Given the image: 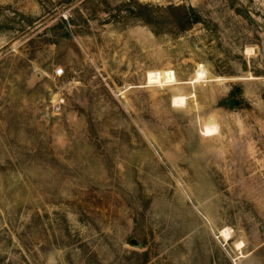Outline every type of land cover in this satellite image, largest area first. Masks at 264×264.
Returning a JSON list of instances; mask_svg holds the SVG:
<instances>
[{
    "label": "rangeland",
    "instance_id": "obj_1",
    "mask_svg": "<svg viewBox=\"0 0 264 264\" xmlns=\"http://www.w3.org/2000/svg\"><path fill=\"white\" fill-rule=\"evenodd\" d=\"M0 264H264V0H0Z\"/></svg>",
    "mask_w": 264,
    "mask_h": 264
},
{
    "label": "bare ground",
    "instance_id": "obj_2",
    "mask_svg": "<svg viewBox=\"0 0 264 264\" xmlns=\"http://www.w3.org/2000/svg\"><path fill=\"white\" fill-rule=\"evenodd\" d=\"M207 72L204 66L200 65L199 69L196 71V75L192 80L188 83L191 85H196L197 83L203 81L207 78ZM148 85H156V86H174L180 84V81L177 78L175 71L172 69H157L151 70L147 73ZM194 96V95H192ZM188 96L187 95H180L174 94L172 96V103L175 107H182L185 106L187 103ZM219 132V127L216 122V119H210L207 121L203 128V134L205 136H215ZM222 236L226 239H230L231 233L228 229H222ZM239 248L243 246V243H240Z\"/></svg>",
    "mask_w": 264,
    "mask_h": 264
},
{
    "label": "built area",
    "instance_id": "obj_3",
    "mask_svg": "<svg viewBox=\"0 0 264 264\" xmlns=\"http://www.w3.org/2000/svg\"><path fill=\"white\" fill-rule=\"evenodd\" d=\"M63 73V70L58 71V74L61 75Z\"/></svg>",
    "mask_w": 264,
    "mask_h": 264
},
{
    "label": "trees",
    "instance_id": "obj_4",
    "mask_svg": "<svg viewBox=\"0 0 264 264\" xmlns=\"http://www.w3.org/2000/svg\"><path fill=\"white\" fill-rule=\"evenodd\" d=\"M196 21H197V20H194L193 23L196 22Z\"/></svg>",
    "mask_w": 264,
    "mask_h": 264
},
{
    "label": "water",
    "instance_id": "obj_5",
    "mask_svg": "<svg viewBox=\"0 0 264 264\" xmlns=\"http://www.w3.org/2000/svg\"><path fill=\"white\" fill-rule=\"evenodd\" d=\"M232 104H234V102L232 101Z\"/></svg>",
    "mask_w": 264,
    "mask_h": 264
}]
</instances>
